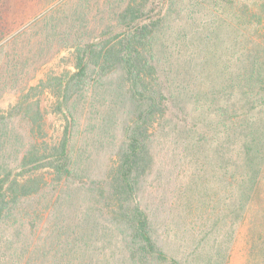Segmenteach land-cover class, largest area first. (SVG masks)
<instances>
[{"label": "trees", "instance_id": "trees-1", "mask_svg": "<svg viewBox=\"0 0 264 264\" xmlns=\"http://www.w3.org/2000/svg\"><path fill=\"white\" fill-rule=\"evenodd\" d=\"M184 2L192 17L199 8L207 10L212 5L230 13L235 24L231 64L224 62L222 68L226 74L231 66V75L212 90L192 93L195 90L184 81V66L179 54H174L172 40L164 44L161 36L169 16L176 19L182 14L180 5ZM116 20L119 30H102L97 40L87 38L84 43L77 41L80 34L58 31L56 25L46 23L47 36L55 40L60 36L59 41L72 46L74 70L46 76L23 94L22 84L14 79L17 74L11 76L9 72L17 69L21 53L10 58L9 47L0 50L1 89L22 95L0 115V144L11 139L8 119L20 115L29 121V139L20 141L15 162L0 173V248L15 244L18 236L9 237L3 230L15 225L12 218L23 214L28 202L38 199L45 201L46 211L56 212L53 250L46 249L40 256H46L48 264H191L192 254H171L160 244L151 216L138 197L155 163L154 138L167 131L186 132L192 137L197 135L193 139L194 171L204 170L211 162L218 182L232 190L231 197L224 194V206L228 203L225 199L231 200L234 219H243L251 204L259 205L261 218L251 232L247 262L264 264V0H124ZM226 20H218V25ZM22 34L21 30L9 37L15 43L12 50H23L17 46ZM177 36L184 38V34ZM53 38L49 44L54 43ZM2 66L8 68V73H1ZM115 70H120L122 96L129 104L123 112V137L103 177L90 180L83 171L88 168L89 158L79 156V161L73 156L71 121L64 115L66 123L61 134L46 139L41 109L38 103L28 101V92L51 91L56 110L63 112L65 105L73 119L70 102L74 95H84L91 71L104 77ZM190 103L194 111H200L193 125L187 123L192 119L191 110L186 108ZM207 146L211 154L205 153ZM17 167L20 170L15 172ZM63 207L65 211L60 212ZM81 207L85 210L79 213ZM70 208L77 210L73 217L66 212ZM16 233L19 235L21 230ZM107 246L116 251L111 249L108 254ZM12 256L16 264L38 262L34 258L21 262L18 251ZM214 261L217 258L211 255L207 263Z\"/></svg>", "mask_w": 264, "mask_h": 264}, {"label": "rangeland", "instance_id": "rangeland-1", "mask_svg": "<svg viewBox=\"0 0 264 264\" xmlns=\"http://www.w3.org/2000/svg\"><path fill=\"white\" fill-rule=\"evenodd\" d=\"M123 2L124 0H0V50L2 47H9L10 58L21 53L17 69L9 72L11 76L13 73L17 74L14 79L22 84V94L46 76L74 70L70 54L72 46L67 47L59 41L60 36H56V40L55 37L47 36L44 32L46 23L56 25L58 31L67 29L74 36L80 34L77 39L80 43H84L87 38L97 40L102 30H119L116 13ZM180 8L184 9L182 14L176 19L170 15L164 25L165 29L161 33L163 42L165 44L172 40L176 52L174 54H179V61L184 66V81L191 90H195L192 93L217 88L221 81L225 79V82L231 75V66L230 73L226 74L222 68L224 62L231 64L230 55L236 30L233 18L224 9L212 5L207 10L199 8L193 17L185 2ZM220 19L227 20L220 26ZM198 21H201L200 26H197ZM21 30L23 34L18 38L17 46L23 50H12L15 43L9 37L13 32L19 33ZM180 34H184L183 40L177 36ZM52 38L54 43L49 44ZM1 68V73H8V68ZM94 72L90 73L84 95H74L70 102L69 109L72 110L73 119L65 105L62 107L64 113L56 110L55 95L51 91L46 89L43 92H28V101L38 103L41 109L46 139H53L61 134L66 123L64 115L71 121L69 134L73 156L79 161V156L89 158L88 168L83 171L90 180L103 177L105 166L123 137L122 128L126 121L123 112L129 107L121 92L120 70L104 77H99ZM11 83L14 84L13 81ZM1 84L0 115L22 98L16 90H2ZM193 107L192 103L186 106L187 111L191 110L189 113L192 118L187 123L192 125L197 123L196 114L200 112L198 109L194 111ZM13 118L16 119H8V123L12 125V133L8 136L11 139L5 145L0 144V173L7 168V164L11 166L15 162V151L19 148L20 141L29 139L28 119H23L20 115ZM171 119L169 123L173 125ZM201 123L199 122V126ZM196 137L197 135L192 137L186 132L174 134L167 131L154 138L152 146L156 152L155 163L139 191L140 205L151 216L159 234V242L169 253L178 256L192 254L189 258L191 264H248L249 242L253 235L251 232L261 218L258 213L259 205L251 204L243 219H234L231 200L225 199L228 203L224 206V194L231 197L232 190L228 187L225 189L218 182L212 163L206 164L204 170L194 171L197 165L195 158L192 161L195 152L193 139ZM207 148L208 146L205 151L202 147L206 154H211V149L208 151ZM18 170V167L14 169L15 172ZM44 204L45 201L40 202L38 199L28 202L23 214H16L12 218L15 225L3 230L9 237H18L11 247L4 244L5 247L0 248V264H16V257L12 256L15 251L20 253L21 262L34 258L38 261L37 264H48L46 256H40L46 249L53 250L51 245L54 246V238L57 236L54 230L56 212L46 211ZM62 209L59 211L64 212V207ZM84 210L81 207L79 213ZM66 212L71 217L72 214H77L76 208H70ZM17 230H21L19 235ZM17 245L20 246L18 249L15 248ZM111 249L114 248L106 247L108 254ZM37 253L40 255L37 256ZM211 255L214 259L217 258V263H207ZM50 256L51 253L47 257Z\"/></svg>", "mask_w": 264, "mask_h": 264}]
</instances>
